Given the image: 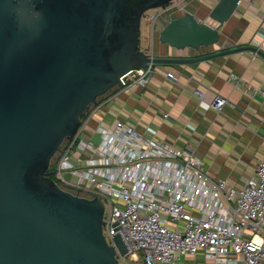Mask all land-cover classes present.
Here are the masks:
<instances>
[{
    "label": "water",
    "instance_id": "obj_1",
    "mask_svg": "<svg viewBox=\"0 0 264 264\" xmlns=\"http://www.w3.org/2000/svg\"><path fill=\"white\" fill-rule=\"evenodd\" d=\"M170 0H0V264H123L103 232L105 203L61 186L52 158L100 95L126 71L184 63L258 45L204 54H155L141 47L143 14ZM239 0H218L220 23ZM176 48L210 45L219 26L185 9L158 30Z\"/></svg>",
    "mask_w": 264,
    "mask_h": 264
},
{
    "label": "built area",
    "instance_id": "obj_2",
    "mask_svg": "<svg viewBox=\"0 0 264 264\" xmlns=\"http://www.w3.org/2000/svg\"><path fill=\"white\" fill-rule=\"evenodd\" d=\"M189 1L170 0L153 8V31L161 16L172 18ZM154 71L153 63L132 68L118 86L145 85ZM167 75L176 78L173 71ZM196 92L205 95L203 88ZM226 101L215 94L207 105L221 110ZM103 103L98 99L82 117L50 167L61 186L103 198L105 237L116 244L114 236L120 233L128 247L123 253L116 245L118 260L184 264L182 255L202 251L205 264H264V157L254 174L237 185L212 174L192 147L149 136L123 119L90 129Z\"/></svg>",
    "mask_w": 264,
    "mask_h": 264
},
{
    "label": "crops",
    "instance_id": "obj_3",
    "mask_svg": "<svg viewBox=\"0 0 264 264\" xmlns=\"http://www.w3.org/2000/svg\"><path fill=\"white\" fill-rule=\"evenodd\" d=\"M218 0H191L186 9L219 26L218 42L199 48H176L159 39L168 22L161 16L142 48L155 54L193 56L238 45L264 50V0H239L231 16L220 23L210 16ZM183 11L172 14L175 17ZM173 71L176 78L167 75ZM203 88L204 97L196 88ZM253 88V89H252ZM264 54L250 47L184 63H158L149 82L104 94V103L90 119V129L111 126L117 119L134 124L145 134L203 157L216 176L242 184L264 157ZM215 94L226 96L221 110L207 105ZM152 128V129H150ZM184 264H205L202 251L179 258Z\"/></svg>",
    "mask_w": 264,
    "mask_h": 264
},
{
    "label": "rangeland",
    "instance_id": "obj_4",
    "mask_svg": "<svg viewBox=\"0 0 264 264\" xmlns=\"http://www.w3.org/2000/svg\"><path fill=\"white\" fill-rule=\"evenodd\" d=\"M151 10H153V8H150L149 12L144 13L143 17H142V28H141V38H140L141 47L146 42V40H144L145 37L150 40V36L149 35H150V30L152 28L153 20H154L151 17V15L149 14ZM103 96H100L99 98L102 99ZM54 156L52 158V161L54 159Z\"/></svg>",
    "mask_w": 264,
    "mask_h": 264
},
{
    "label": "trees",
    "instance_id": "obj_5",
    "mask_svg": "<svg viewBox=\"0 0 264 264\" xmlns=\"http://www.w3.org/2000/svg\"><path fill=\"white\" fill-rule=\"evenodd\" d=\"M104 95V94H103ZM103 95H100V96H103ZM99 96V97H100ZM98 97V98H99ZM100 99V98H99ZM93 106V104H90L89 106H88V108L86 109V111L82 114V117H84V116H86L87 115V113L90 111V109H91V107ZM51 168V167H50ZM52 169V168H51ZM51 175L54 177V173L52 172L51 173Z\"/></svg>",
    "mask_w": 264,
    "mask_h": 264
}]
</instances>
